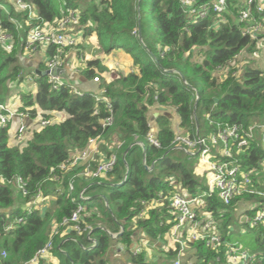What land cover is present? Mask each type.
Returning <instances> with one entry per match:
<instances>
[{
  "label": "trees",
  "instance_id": "1",
  "mask_svg": "<svg viewBox=\"0 0 264 264\" xmlns=\"http://www.w3.org/2000/svg\"><path fill=\"white\" fill-rule=\"evenodd\" d=\"M23 1L35 7L37 16L20 10L14 0H0V29H6L14 37L11 51L0 43V102L6 103L23 80L20 58L31 28L56 22L72 9L83 38L96 36L99 49L94 50L96 54L82 69V75L90 80L98 76L96 91L105 90L102 96L112 103L114 121L107 128L102 127L111 111L92 91L77 94L67 82L54 89L48 74L31 71L37 91L24 93L18 106H32L33 115L38 110H51L64 111L67 117L33 129L31 137L21 146L9 144L10 126L0 128V176L4 180L0 178V264H27L50 240L58 264H109L105 255L112 242L117 244L116 249L129 254L134 264H154L147 248L134 253L145 238L156 251L165 252L170 264L179 245L165 249V235L174 224L168 198L180 190L194 197L203 195L209 187L206 176L198 173L196 156L174 147L173 116L167 112L150 116L151 110L173 108L187 135H195L197 129L207 134L216 131L208 114L244 129L264 124V69L249 62L238 77L235 66L244 51L258 53V39L247 29L259 23L264 25V9H257L258 2L264 0H255L251 5L254 20L250 21L239 18L240 0H227L223 13L210 11L203 18L189 15L180 0ZM194 1L193 6L199 8L214 0ZM147 25L153 31L152 40L145 32ZM260 35L264 37V32ZM195 49L202 55L201 60L192 59ZM54 53L55 46H48L40 70L47 69V59ZM112 53L121 56V60L130 57L131 68L124 70L104 63L102 55ZM153 118L160 146L148 139ZM97 136L121 143L112 171L94 179L83 173L86 163L59 169V164L83 150L88 140ZM236 149L233 148L235 159L240 160L246 172L252 171L253 186L264 190V144L260 134L250 140L248 147L240 152ZM103 152L109 154L108 145ZM97 163L98 158L92 162V168ZM54 173L61 178L58 184L61 191L52 179ZM17 175L28 179L27 196L12 181ZM71 179L73 189H69ZM39 190L44 199L35 205L33 197ZM81 191L87 199L79 197ZM203 199L205 210L213 213L229 241H234L229 227L237 202L254 200L264 204L262 196L248 193L237 196L229 206L216 192ZM46 203L50 205L41 212ZM259 204L246 210L250 218L262 206ZM79 205L84 210L77 230L75 223L63 221ZM17 216H24V221L16 223ZM11 223L13 227L7 229ZM247 225L255 234L254 242L264 246V223ZM110 232L120 234L114 238ZM91 239H95V244ZM187 244L185 258L193 260V264H227L226 244L218 249H212L201 239L189 240ZM3 250L6 257L1 255ZM254 253L258 254L254 263L264 264V251ZM37 264L53 263L41 258Z\"/></svg>",
  "mask_w": 264,
  "mask_h": 264
},
{
  "label": "built area",
  "instance_id": "2",
  "mask_svg": "<svg viewBox=\"0 0 264 264\" xmlns=\"http://www.w3.org/2000/svg\"><path fill=\"white\" fill-rule=\"evenodd\" d=\"M182 6L189 13L196 17H205L210 11L215 13H223L227 8V0H214L211 4L200 6L199 8L194 7V0H180ZM15 4L20 10H28L31 16H37L35 7L30 3L23 0H14ZM255 0H240L239 3V18L241 21L254 20L252 18L251 5ZM258 11L264 9V3H259L257 6ZM11 20L19 26V23L14 19ZM74 22H77V14L75 10L68 9L67 14L57 20L56 22H44L40 25H36L28 33L27 40L25 42V51L35 52L42 47L47 50L50 45L55 46V53L47 59L46 70H56L64 66V54L65 48L74 47L77 45L79 36L70 31ZM247 32L258 39V43L264 40V37L260 34L264 32L263 24H255L251 28L247 29ZM137 33V30H135ZM13 34L6 31V29H0V43L8 50L13 49ZM257 43V44H258ZM262 45V44H261ZM263 46V45H262ZM50 82L54 89L59 88L66 81L61 78L60 75L55 73H49ZM94 81H98V76L93 78ZM72 86V85H71ZM77 94H83L82 91L72 86ZM105 92L104 89L100 93H93L96 99L104 101L106 106L109 108L111 113L104 119L102 127L105 129L112 125L114 121L112 113V103L102 94ZM18 120L16 125L17 138L22 136L29 130L41 129L45 126L52 124L55 117L51 110L48 111H36L33 115V107L26 106L20 108L19 106H11L6 103L0 102V128L13 126V118ZM209 123L216 126V131L210 133H200L197 129L195 135L185 134L180 124L176 127L175 137L173 139V145L176 148L182 149L191 156H196L199 161V165H204V175L207 178V184L209 190L203 195L192 196L188 195L183 190L174 191L168 198L170 206L172 207L174 214V224L165 235L167 244L165 249L168 250L170 247L178 248V252L175 257L171 260L170 264H193V261L186 259V253L188 250L189 240H205L206 244L212 249H218L223 243L227 247V264H255V259L258 258V254L251 252L239 241L227 240L220 229V224L215 218L213 213L205 210V200L203 197H211L214 192L218 194L221 201L229 206L232 201L239 195L243 194H257L264 198V190H259L253 186L252 183V171L246 172L242 168V164L239 159H235L233 148H237L236 151L240 152L243 148L248 147L251 139L255 138L256 134L259 133L261 140L264 144V124L256 123L251 125L248 129H244L242 125L230 124L228 122H221L213 119L208 114L207 116ZM151 129L148 133L149 141L160 146V142L156 137V126L150 123ZM257 129H259L257 131ZM105 143L102 137L97 136L88 140L87 146L73 154L69 159L59 164L60 170H67L73 166H79L85 164L83 173L91 178L98 179L104 177L108 172L112 171L116 162L117 154L116 149L121 145L120 142L113 141L108 145L109 154L104 153L101 149V144ZM141 144V143H140ZM98 163L95 168H92V162ZM264 171V160L262 161ZM151 169V167L147 166ZM54 172V169H52ZM1 181L3 178L0 176ZM52 179L57 183V190L61 191L59 183L61 181L58 173L52 175ZM13 183L21 191L24 196L29 194L28 179L22 175H17L13 178ZM74 188V181L71 179L69 182V189ZM79 197L81 199H87L88 196L80 192ZM44 199L43 192L39 190L33 197V204L39 205ZM259 207L255 216L250 218V226L255 227L259 223H264V204ZM202 206V207H201ZM84 210L82 205H79L77 209L72 213L69 219H64L63 224L69 222L75 223V228L80 229L78 222L80 213ZM201 210V212H199ZM16 223L24 221V216L15 217ZM13 227V223L8 225L7 229ZM90 234V230H89ZM117 233H113L116 238ZM95 244V239H91ZM144 245H149L148 240L142 239L138 244L134 253L138 254L143 251ZM54 244L52 240L48 241L44 247L39 249L36 255L27 264H37L41 258H45L52 254ZM3 257H6L7 253L5 250L1 252ZM219 259V258H217Z\"/></svg>",
  "mask_w": 264,
  "mask_h": 264
},
{
  "label": "rangeland",
  "instance_id": "3",
  "mask_svg": "<svg viewBox=\"0 0 264 264\" xmlns=\"http://www.w3.org/2000/svg\"><path fill=\"white\" fill-rule=\"evenodd\" d=\"M18 7V6H16ZM78 25H76V22L73 23L70 31L72 33H76L78 31ZM145 32L146 34L150 37V39H153V31L152 29L149 27V25H147L145 27ZM84 42V48L86 52H89L87 50H89L90 48V39H86L83 41ZM264 40H262L261 43L257 44V49H258V53L257 54H250V53H246L244 51V53H241L238 57H237V61L235 63V66L237 67V69L239 70L236 74L237 76H241L240 73L243 71V66L246 63L252 62V64H255L256 66L264 69ZM42 48V47H39ZM74 48L75 47H67L65 48V54H64V60L67 61L69 55L66 54L68 53V50ZM96 51H99V49H97V45L94 47ZM36 52V51H35ZM195 54L193 56V60H201L202 55L199 54L197 52V49H195ZM34 52H30V51H24L23 56L20 58L21 63L23 64V70H24V74H23V80L21 83H19L16 88L11 92V94L9 95V98L7 99L6 103L11 105V106H16L17 104H20L22 101V96L24 93H27L29 91H32L33 93H36L37 91V83L35 82V79L32 78V74L30 70L26 69V64L24 63L26 58L29 57V55H31ZM111 55V54H110ZM108 56V55H107ZM46 57V55L44 54V58ZM86 57V55L84 56ZM104 60L108 61L109 63H111L112 66H118L116 65V62L118 61V59H121V56H119L118 54L112 53L111 56L109 57H104ZM69 69L71 70V72H73L75 69H78L81 65L80 62V58H78L76 55L71 56L69 58ZM122 68H124V70L126 69V65H120ZM221 73L224 74V71L221 70ZM79 78L78 73L76 74ZM156 109V110H155ZM153 108L152 110L159 112V113H163V112H167L169 114H171L174 118H177V114H174V109L173 108H167L164 110V108ZM151 110V111H152ZM153 111L150 113V116H152ZM67 117V113L64 111H56V119L58 120H63L64 118ZM155 117V116H154ZM151 123L154 124V118L153 120H151ZM259 129H257L258 131ZM32 135V130L27 131L22 138H17V134H16V128L14 126H12L9 129V144L11 145H18L21 146L23 144L26 143V141L31 137ZM113 141L112 138H109L108 141H105V143H100L101 145V149L105 150L107 149V145H110ZM117 154V151H116ZM196 160L198 161V158L196 157ZM199 163V161H198ZM197 163L196 167L197 170L199 171V175H203L204 174V165H202V167ZM258 202L254 201V200H240L239 202H237V204L235 205L234 209H233V217L231 220V225L229 227V232L232 234V240L234 241H239L241 242L245 247H247L251 252H263L264 251V246H260L258 244H256L254 242V238H255V234L254 232L248 227L247 223L250 222V217L246 214V210L250 209V208H254L258 206ZM46 205V204H45ZM43 212V211H41ZM57 226H55L53 228V230L56 229ZM55 231H53L54 234ZM254 243L256 245V248L254 246V244L250 245V243ZM258 246V247H257ZM117 244L112 242L111 244V249L107 252V254L105 255V258L107 259L109 264H134L130 258V255L127 253H123V252H119L118 249H116ZM145 248H147L148 250L151 251V262L152 263H156V264H168L169 263V258L166 256L165 252H160V251H156V247H154L152 244L144 245ZM116 249V250H115ZM193 261V260H192Z\"/></svg>",
  "mask_w": 264,
  "mask_h": 264
},
{
  "label": "crops",
  "instance_id": "4",
  "mask_svg": "<svg viewBox=\"0 0 264 264\" xmlns=\"http://www.w3.org/2000/svg\"><path fill=\"white\" fill-rule=\"evenodd\" d=\"M75 34H77L79 36L77 44L78 45L80 44V45L79 46H74L75 50H74V48H71V49L68 50V53H66V54L69 55V57H68L67 61H64V66L62 67L63 70H62L60 76L67 83L71 84L72 86L76 87L77 89H79L82 92H85V91H90L91 92L92 91L93 93H99L98 91H96L97 90V84L95 83L96 81L90 80V79H86L82 75V69H84L87 66V62L89 60L93 59L94 55L96 54L94 52V50H95L94 47L97 45V37L96 36H91L90 38H88V39L91 40V42H90V48H89V50H87L89 52H86L85 48H84L85 44L83 42L86 39L83 38L82 33H81L80 30H78ZM263 48H264V46H263ZM44 54L46 55V50H44L43 48H39L36 52H34L31 55H29V57H27L25 62H24L26 64V66H25L26 69L30 70V71L38 70L40 62L46 60V57L44 58ZM74 55H76L78 58H80L81 65H80V67L78 69H75L73 72H71V70L69 69V65H68L69 62H70L69 58L71 56H74ZM85 55H86V57H84ZM105 56L109 57L111 55L107 56V55L103 54L102 55V60H103L104 63L112 66L111 63H109L108 61L103 59ZM123 59L124 60L118 59V61L116 62V65H118V67L121 68L120 65H124L125 64L126 65V67H125L126 69L125 70H127L128 68L130 69L131 68V66H130L131 58L129 57V58H126V59L123 58ZM122 69H124V68H122ZM77 73L79 75V78L76 75ZM18 105L19 104H17L16 106H18ZM165 109H167V108H164V110ZM155 110L154 111L152 110V111H153V116L156 117V116L159 115V112H156ZM52 114L55 117V120L60 121V120L56 119V112L52 111ZM174 114H175V112H174ZM172 118H173L172 119V124L176 128L177 125L179 124L180 120L178 119V116H177V118H174V117H172ZM13 123H14L13 126L16 128V125L18 124V120L15 117L13 118ZM153 125L156 126L155 122H154ZM49 205H50V203H46V205H43L42 211L44 212L45 209H47V207ZM118 251L121 252V248H118ZM150 252L151 251L149 250V257L152 256ZM45 258L49 259L50 261H52L53 264H58V262H59L58 257L55 256V255H52V254L47 256V257H45Z\"/></svg>",
  "mask_w": 264,
  "mask_h": 264
},
{
  "label": "water",
  "instance_id": "5",
  "mask_svg": "<svg viewBox=\"0 0 264 264\" xmlns=\"http://www.w3.org/2000/svg\"><path fill=\"white\" fill-rule=\"evenodd\" d=\"M139 29H140V28H139ZM139 34H140V32H139ZM140 37H141V35H140ZM62 70H63V68H58V69L53 70V71H50V70H44V71H42V70L38 69V70H36V72H37V73H42V74L55 73V74L60 75L61 72H62ZM171 71H172V70H171ZM196 122H197V120H196ZM197 126H198V122H197ZM121 231H122V230H121ZM121 231H120V233H121ZM120 233H117L116 237H118ZM110 234L112 235V237H115V236H113V233L110 232Z\"/></svg>",
  "mask_w": 264,
  "mask_h": 264
}]
</instances>
